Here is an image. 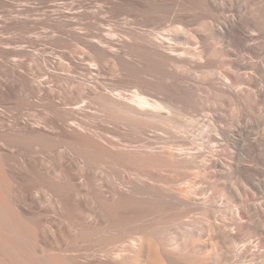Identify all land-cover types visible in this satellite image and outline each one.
I'll list each match as a JSON object with an SVG mask.
<instances>
[{
  "label": "bare ground",
  "instance_id": "obj_1",
  "mask_svg": "<svg viewBox=\"0 0 264 264\" xmlns=\"http://www.w3.org/2000/svg\"><path fill=\"white\" fill-rule=\"evenodd\" d=\"M180 1L136 0V3L141 7L164 11L172 17L175 8L173 11L169 5L176 7L181 3ZM203 2L220 15L215 24L211 26V32L216 41H210L202 32L197 34L199 50L196 52L195 49V53L188 51L189 49L185 47L188 52L184 55H189L190 59H184L183 63L180 62L184 65L186 63L191 69H195L194 71L200 70L201 74L208 70V72L215 70L219 73H216L218 75L221 74L222 69L227 72L226 74L223 73L225 71L222 72L226 75L225 77L222 75L224 78L222 82L219 81L222 85L215 83V86L208 82L210 79L207 81L209 85L206 89L214 97L212 100L215 96L220 97L216 98V101L202 103L195 99L196 103L191 101L192 103L184 107H176L175 104L169 105L160 101L151 103L139 94L129 97L130 101L126 98V101L125 97L105 90L103 92L99 87H86L82 93L88 96L90 100L88 102L94 104L95 107L87 112L83 109V105L87 102L84 100L82 105L74 107V111L71 109L70 114L73 115L72 117L69 115L66 119L63 118L64 115H59L60 113L57 112H60L59 108L65 104L61 95H67L71 91L64 88L55 91L39 84H32L33 82H30L31 79H28L25 73L23 76L27 81V87L14 89L13 86L18 95L27 99L30 95L45 96L55 103L56 109H59L56 112L58 116L54 113L55 117L51 116L52 111H46V114H51L45 115L51 116L52 119L48 121L49 119H46L49 117H45L46 119L42 121L43 116L39 115L41 105L37 107L39 103L35 100V105L29 104L30 109L27 110L32 112L27 115L23 114L26 111L21 113L17 110L12 117L10 115L7 119L5 115V117H0V160L3 165L7 166L6 168L13 170L15 177L18 178L19 191L23 189L25 200L33 211H37L39 217H44L42 216L45 212L43 204L50 203L51 213L61 217L58 222L63 220L68 223L69 226L64 232L62 230L64 228L59 230L58 236L60 239L64 236L72 238L74 244L69 246L55 238L59 243L54 242L57 245L51 248L56 256L65 259L62 262L72 264H172L168 248L174 246L181 248V244L177 243V237L174 235H179L182 231L187 222L186 215L198 211L199 207L208 206L210 201L208 199L207 202L206 198L199 194L192 195L193 191L189 192L184 188L186 184L184 181L188 179L186 171L196 169L198 172H204L206 177L220 185L221 193L219 191L216 194L222 196L226 202L225 205L233 206L232 210L236 208L233 210V212L236 211L234 213L229 212L232 211L231 208L228 207L230 210L225 208L227 214L221 210L224 212L221 219L212 216L204 223L201 249L212 246L213 251H216L215 249L221 251L223 264H243L236 262L239 256H242L248 264H264V43L261 42L263 33L258 30V23L254 20L239 16L241 10L237 11L238 6H223L216 0H204ZM258 9L256 12L264 16V7L261 6ZM175 18L177 19L176 16ZM153 41H148L152 53H159L158 49L162 47L161 42L163 41ZM182 57L185 56L182 55ZM15 67L13 65V68ZM179 69L183 71L182 68ZM12 72L15 76L20 73L19 69L18 72L16 71V68ZM168 76H170L169 73ZM80 97L82 96L72 94V99H70L71 95L69 99L79 100ZM26 105L28 103L25 102ZM25 106L24 108L19 106L21 111L25 109ZM61 111L64 110L61 108ZM41 113L44 112L41 111ZM81 113H89L91 117L95 116L97 119L99 117L100 121L103 118L114 130L121 129L127 134L122 138L108 137L105 135L106 129H92L89 126L90 123L85 124L84 121L83 123L78 118H81ZM38 116L42 118L38 119ZM153 128L157 131L150 133V129ZM155 142L158 146L154 147ZM120 149H127V152H121ZM85 157L98 159L97 164L100 161L101 164L102 162L118 164L120 168L131 166L135 168V177L125 181L126 177L121 176L120 180L124 187L110 186L105 183L95 185L96 180L90 178L91 174H93L92 178L98 175V172H95L96 168L91 166L94 160L91 164L89 163V166L86 164L87 161H84L87 166H81L83 165L81 164L83 163L82 158ZM73 170L77 173L73 174ZM34 173L35 175L40 174L39 177L43 176V178L37 177L39 182L41 179V184L46 190L49 188V191L53 192V194L50 192L53 197L49 195L51 196L50 202L46 201V195L44 197L43 193L34 195L31 192L30 183L37 180ZM10 176L13 178L12 174ZM82 177H85L97 192L99 191L102 195L106 194L105 207L91 205L92 203L89 205L88 201L83 200L85 183L83 184L80 180ZM232 177H236L235 182L231 181ZM191 180L186 182L191 184ZM194 183L195 181L191 185ZM189 193L190 198L187 197ZM101 198L102 201L103 197ZM216 198L211 199L216 200ZM19 200L21 201V198ZM22 200L24 201L23 198ZM45 201L46 203H43ZM224 201L221 203L211 201L213 203L209 202L211 204L209 208L218 212ZM23 204L26 206L25 202ZM18 212L21 211L18 210ZM47 213L49 214L50 210ZM167 223L174 224L173 236L168 239L165 238V233L168 232ZM59 226L62 227V225ZM46 232L49 233L48 230ZM56 232L57 230L54 229V233ZM6 233L3 235L5 236ZM212 234L216 239L214 245L210 243ZM44 237L42 243L47 238L44 240ZM1 240L0 249L9 250L10 248H5L3 244L5 239ZM187 242L193 244L194 240L189 239ZM42 246L34 249V256L38 253L39 255L45 253L44 249V253L41 250ZM240 247L244 248L243 253L239 252ZM44 248L47 250L46 247ZM11 253L15 254V252ZM39 257L42 258V256ZM184 258L192 263L195 262V258L191 255Z\"/></svg>",
  "mask_w": 264,
  "mask_h": 264
},
{
  "label": "rangeland",
  "instance_id": "obj_2",
  "mask_svg": "<svg viewBox=\"0 0 264 264\" xmlns=\"http://www.w3.org/2000/svg\"><path fill=\"white\" fill-rule=\"evenodd\" d=\"M203 1L204 0H181V3L176 7L169 5L171 10L175 8V11L173 10L174 15L171 17L164 11L162 12L157 9L152 10V8L150 9V7L145 6L141 7L136 3V0H0V114L3 115H0V117L6 116V119L10 116L12 117L16 114L17 110L21 113L26 111L23 114L27 115L32 112L31 110L30 112L28 111L30 109L29 104H34L38 101L36 103L39 104L36 106L39 107L41 105L39 107L40 110H38L40 111L39 115L43 116V118L38 116V119L42 118L43 121L46 119L45 117H49L46 120L49 119L48 121H50L52 119L51 116H58L57 113H60L59 115L62 116L66 115L65 117L63 116V118L67 119L69 115H71L70 113L74 111L73 109L76 105H82L85 101L90 102L88 96L82 93L83 89L86 87H99L103 92L106 91L111 94L120 95L125 97V100L127 98L128 101L131 100L129 97L132 95V97H135L139 94L140 97L142 96L150 100L149 102L151 103L160 101L161 103L169 105L175 104L174 106L176 107H184L188 103H192L191 101L194 102L195 99L196 101L198 100L197 102L202 103L216 101L215 99L217 96L212 100L214 97L209 90V92L207 91L206 88L209 85H207V83L210 82L212 85L218 83V85H222L220 82L224 80L223 76L225 77L227 72L222 69V72L225 71L223 72L225 74L221 72V74L218 75L219 73L215 70L211 71L212 73L215 71L214 74L208 72V70L206 73L201 74L202 72L200 70L197 71L196 69V71H194L195 69H191L186 63L185 65L182 64L184 59H190L189 55H184L185 52H197V50H199L197 47V45H199L197 44L199 43L197 34L202 32L206 34L210 41H216L211 32V26L215 24L220 15L213 11ZM216 2L223 6H238L237 9L239 10L237 11L239 12L241 10L239 12L241 18L245 19L246 17L258 23L257 28L263 33L261 42L264 43V16L256 12L259 10V7H264L263 0H216ZM161 40L163 42H161ZM148 41L162 43V47L158 49L159 53H152ZM185 47L189 50L187 51ZM173 49H176L178 52ZM161 52L164 53L163 56ZM158 54L160 56H158ZM177 54L181 58L177 56ZM182 55L185 57H182ZM164 56H166L165 58H170H167V60ZM13 65L14 67L16 66L17 72L19 69L20 73H18V76L16 75L17 77L12 74V70H15ZM179 68L185 71H180ZM169 70L170 72H168ZM193 71L194 73H191ZM24 73L26 77H29H27L28 79L32 80H30V82H33L32 84H39L55 91H59L60 88H64L67 91L69 90V92L73 91V93L70 92L71 94L61 95L62 98H64L65 104L60 107L64 111H61V108H59L60 112H57L59 109H56L55 103L45 96L30 95L27 99L18 95L14 90L16 87H27V81L23 76ZM168 73L170 76H168ZM204 74L206 75L203 76ZM1 75H3V77H1ZM211 76L213 78H211ZM11 77L13 78L11 79ZM14 77H16V79ZM220 78L223 79L220 80ZM200 79L203 80V84ZM69 94L71 95L70 99H72V94H76L77 96L81 95L82 97L79 98L80 101L78 99L75 100V98L70 100ZM219 98L218 96L217 99ZM20 99H24L28 105L25 106V102ZM23 102L24 104H22ZM87 102L83 105V109L88 112L89 110H93L95 105L88 102L89 104L87 106ZM19 103L21 105H19ZM72 104L75 105L73 106ZM19 106H21V108L25 106V109L21 111ZM13 107L18 108L15 110ZM42 107L44 109H49V111L47 109L42 110ZM50 107L55 110H51L52 108ZM41 111L44 113L42 114ZM46 111H52V114L50 113L51 116H46L48 114L45 113ZM2 112L4 113L2 114ZM54 113L56 114L55 116ZM81 114V118H78L82 120V122L84 121L85 124H87L86 122H88V124L90 123L89 126H91L92 129H106L107 133H105V135L108 137L117 136L122 138L127 134L121 129L114 130L103 118H101L100 121L99 117L98 119L95 116L91 117L89 113ZM72 115L70 117H72ZM156 131V128L150 129V133H155ZM153 146L155 147L158 145L155 142ZM120 150L121 152H127V149ZM87 158L88 160H86ZM92 160H94V164ZM96 160L98 159L92 157L89 159V157H85L82 158L83 163H81L83 164L81 166H89L92 162L91 166L96 168L95 172H98V175L94 176L95 178H92L93 174L90 176L91 179L96 180L95 185H103L105 183L110 186L116 185V187H124V184H122L120 180L121 176L124 175L126 177L125 181H129L135 177V168L131 166H129V168L124 167V169L118 167V164H111L108 162H102L101 164L100 161H98L99 163L97 164ZM84 161H87V165ZM0 164H2L0 165V240L5 239L3 243L5 248H10V252L8 249H0V264H72L70 262H62L65 261V259L59 258V256H56L51 250V248H55L59 243L58 241L61 242V240L69 246L74 244L71 240L72 238L64 236L63 239H60L58 236L59 230L64 228L62 229L64 232L69 226L68 223L63 220V223L60 221L58 222V220H61V217L51 213L52 211L49 207L50 203H47L48 205L43 204L45 212H43V215H40L44 217H39L37 211L34 210V212L33 209L29 207V203L25 200L24 194L22 193L23 189L21 192L19 191L20 185H18V178L15 177L13 170L9 167L6 168L7 166L3 165L2 162ZM72 173L75 174L77 171L73 170ZM186 173V178L188 179L184 181V183H186L184 188L189 192H195H191L192 195L199 194L203 198H206L205 200L207 202L210 200V203H213L211 201H220L219 203L224 201L220 194V198H218L219 195L217 196L216 194L219 193L221 189L220 185L213 179L206 177L207 175H205L204 172L191 169V171H186ZM11 174L13 178L10 176ZM84 175H86V173H84ZM34 176L37 178L40 174L35 175L34 173ZM35 177L34 179H36ZM41 177L43 178V176ZM191 179L195 181V186L191 185L193 184ZM232 179L231 181H236V177H232ZM80 180H82L83 184H88H84L83 186V188H85V193L83 192L84 195L82 194L84 197L83 200L85 199V202L88 201L89 205L92 203L91 205H103V207H105L104 197H106V194L102 195L99 191L98 193L96 188H93L85 177H82ZM189 180H191V184L187 183ZM30 185L31 192L34 193V195L43 193L44 197L46 195V201H51L50 198L51 196L53 197L51 193L53 194V192L49 191V188L46 190L44 185L41 184V179L39 182L37 178V180H34ZM102 190H105V188H102ZM199 192H201V194ZM208 196L211 197L209 198ZM101 197H103V202L101 201ZM187 197L190 198V193ZM214 197L216 200L211 199ZM20 198L21 201L19 200ZM18 200L20 203L22 202V204L17 202ZM46 201L43 203H46ZM206 201L205 203H207ZM23 202H25V204L27 202L28 205L26 204L25 206ZM94 202L96 203L94 204ZM209 202L208 206L199 207L198 211L186 215L187 222L182 231L179 235H174L177 237V243L181 244V248L178 249L176 246L168 248L172 264H195V262H198L197 264H223L221 251L218 249L213 251L214 249L212 246V248L207 246L201 249V241H203L204 234L203 225L212 216L221 219V216H223L222 213H224L221 212V210L225 211V208L227 210L231 208L232 210L233 206L229 207L225 205L226 202L224 201L221 204L222 208L219 210L220 212H217L209 208L211 205ZM14 203L16 204L15 207ZM48 209L50 210L49 214L47 213L49 212ZM18 210L21 212H18ZM233 210H236V208ZM233 210L229 212H236H233ZM224 214H227L226 211ZM45 216H49L47 219L51 222V226L49 222L46 221L47 219ZM152 216L153 214L151 217ZM59 225H62V227ZM173 225L172 223H167L166 229L171 234L168 232L165 233L166 239L173 236ZM54 229L55 231L57 230L56 233H54ZM46 230H48L49 233L46 232ZM5 233L6 235L4 236L3 234ZM44 233H47L45 237ZM40 236H43L44 240L47 237L48 240L47 238L46 240L48 242L45 240V242L42 243L43 237L41 238ZM55 238L58 239V241L55 240ZM189 239L194 240V243L188 244L187 240ZM66 241L70 244L66 243ZM54 242L57 244L55 245ZM210 243L212 245L216 243L214 234H212ZM39 246H42L41 250L43 251L44 249L46 254L43 251V255L35 253L36 256H34L33 251H35L34 249L37 247L40 248ZM44 247H46L47 250ZM11 252H15V254ZM239 252L243 253L244 248L240 247ZM44 255L45 257H43ZM189 255L195 258L194 263L184 258ZM39 256H42V258ZM47 257L51 259L49 260ZM43 258L45 260H43ZM55 261L57 263H55ZM236 262L248 264L242 259V256H239Z\"/></svg>",
  "mask_w": 264,
  "mask_h": 264
}]
</instances>
